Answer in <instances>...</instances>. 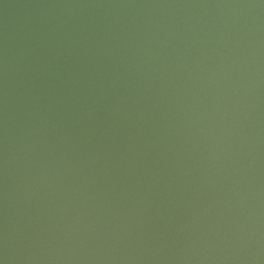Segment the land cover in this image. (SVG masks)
<instances>
[{
  "label": "water",
  "instance_id": "1",
  "mask_svg": "<svg viewBox=\"0 0 264 264\" xmlns=\"http://www.w3.org/2000/svg\"><path fill=\"white\" fill-rule=\"evenodd\" d=\"M0 264H264V0H0Z\"/></svg>",
  "mask_w": 264,
  "mask_h": 264
}]
</instances>
